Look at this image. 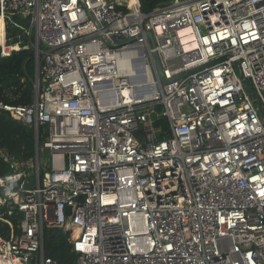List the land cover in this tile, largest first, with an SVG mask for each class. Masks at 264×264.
<instances>
[{"label":"built area","instance_id":"obj_1","mask_svg":"<svg viewBox=\"0 0 264 264\" xmlns=\"http://www.w3.org/2000/svg\"><path fill=\"white\" fill-rule=\"evenodd\" d=\"M0 21V56L35 64L32 102L0 110L36 140L0 151L21 214L0 264H57L50 228L75 264H264V0H0Z\"/></svg>","mask_w":264,"mask_h":264},{"label":"trees","instance_id":"obj_2","mask_svg":"<svg viewBox=\"0 0 264 264\" xmlns=\"http://www.w3.org/2000/svg\"><path fill=\"white\" fill-rule=\"evenodd\" d=\"M141 11L149 13L154 8L164 6L172 0H138ZM16 22H20L17 17ZM20 30L8 25L6 39L8 43L16 41ZM3 22L0 21V38L2 39ZM34 52L31 48L13 52L9 57L0 56V101L6 105H29L33 100L32 80L34 78ZM23 80V81H21ZM167 127L165 120L159 122ZM43 138H39V144ZM0 151L18 163H26L34 159L36 154V140L31 126L13 120L6 111L0 110ZM19 165V164H18ZM12 173L9 165L0 161V177ZM1 194V193H0ZM11 211V214L8 212ZM0 235L9 238L12 226L14 233L21 219V214L10 205L0 206ZM70 233L61 229L50 228L44 232L45 254L57 264H75L77 255L72 251L69 242Z\"/></svg>","mask_w":264,"mask_h":264},{"label":"water","instance_id":"obj_3","mask_svg":"<svg viewBox=\"0 0 264 264\" xmlns=\"http://www.w3.org/2000/svg\"><path fill=\"white\" fill-rule=\"evenodd\" d=\"M147 36H148L149 39H151V34L150 33H147ZM155 68H156V73H157L159 79L161 80V82L168 83V81L163 79L161 64H160V61L158 59H156V58H155ZM260 115L264 119V112L263 111H260ZM69 215H70V209L67 208L65 210V216H69Z\"/></svg>","mask_w":264,"mask_h":264},{"label":"bare ground","instance_id":"obj_4","mask_svg":"<svg viewBox=\"0 0 264 264\" xmlns=\"http://www.w3.org/2000/svg\"><path fill=\"white\" fill-rule=\"evenodd\" d=\"M4 36V35H3ZM2 40H3V37H2ZM2 42V41H1ZM0 42V43H1ZM138 55H139V52L137 53ZM120 63H121V65L122 66H124V68H125V64H123V60H122V58H120ZM134 65V64H133ZM132 65V66H133ZM136 65V64H135ZM139 65L140 64H137L136 66H135V69H139ZM78 234V229H74V236H76Z\"/></svg>","mask_w":264,"mask_h":264},{"label":"rangeland","instance_id":"obj_5","mask_svg":"<svg viewBox=\"0 0 264 264\" xmlns=\"http://www.w3.org/2000/svg\"><path fill=\"white\" fill-rule=\"evenodd\" d=\"M1 41H3V40L0 38V42H1ZM169 65H170V66L176 65V61H174V60L170 61V62H169ZM41 157H43V154H42ZM8 185H9V187H13V186H14L13 183H8Z\"/></svg>","mask_w":264,"mask_h":264}]
</instances>
